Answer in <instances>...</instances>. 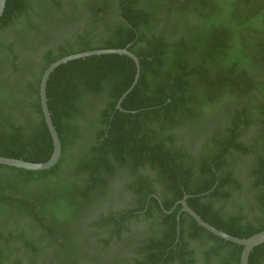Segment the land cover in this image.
Returning a JSON list of instances; mask_svg holds the SVG:
<instances>
[{
	"label": "trees",
	"instance_id": "16d2710c",
	"mask_svg": "<svg viewBox=\"0 0 264 264\" xmlns=\"http://www.w3.org/2000/svg\"><path fill=\"white\" fill-rule=\"evenodd\" d=\"M127 47L140 76L123 111L126 56L50 75L61 155L45 171L0 166V264H239L242 247L183 212L185 196L230 236L264 231V0H7L0 157L51 158V64Z\"/></svg>",
	"mask_w": 264,
	"mask_h": 264
},
{
	"label": "water",
	"instance_id": "95a60500",
	"mask_svg": "<svg viewBox=\"0 0 264 264\" xmlns=\"http://www.w3.org/2000/svg\"><path fill=\"white\" fill-rule=\"evenodd\" d=\"M6 1L7 0H0V19L5 10ZM103 55L126 56L129 59H131L135 64L136 74H135L133 83L130 86V88L121 96V98L119 99L116 105L117 110L123 111L121 109V103L127 97V95L134 89L135 85L138 82L139 76H140L139 61L132 53L128 51V47L125 49H107V50L88 51V52L79 53V54H75V55H71V56L59 59L58 61L51 64L46 69V71L43 73L41 77L40 84H39V98H40L41 110H42L45 124L50 133L52 144H53V153H52L51 158L47 162L34 164V163L24 162L22 160L0 157V166H8V167H13L17 169L27 170V171H45V170H49L50 168H52L58 162L60 155H61V144H60L58 134L51 120V115L48 110L47 97H46V85L49 80V77L55 71L56 68L68 62L79 60V59H84L87 57L103 56ZM187 199H188V196H185L183 200L179 202V204L182 206V211L187 213L200 227H202L207 232L211 233L212 235L224 241H227V242H230V243H233V244H236L242 247L239 264H248L249 256H250V253L253 251V249L264 244V231L258 234H255L247 239H239V238L230 236L220 230L213 228L209 224L205 223L194 211H192L188 207L186 203ZM178 220L179 218H177V221Z\"/></svg>",
	"mask_w": 264,
	"mask_h": 264
},
{
	"label": "flooded vegetation",
	"instance_id": "af4514ba",
	"mask_svg": "<svg viewBox=\"0 0 264 264\" xmlns=\"http://www.w3.org/2000/svg\"><path fill=\"white\" fill-rule=\"evenodd\" d=\"M79 1H84V0H79ZM133 231H134V229H133ZM125 239H126V238H125ZM123 243H124V242H121V243L119 242V244H116V243H115V244L112 246V248H114L116 245H118V246H116V248L119 249L121 246H123Z\"/></svg>",
	"mask_w": 264,
	"mask_h": 264
}]
</instances>
